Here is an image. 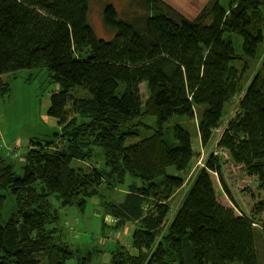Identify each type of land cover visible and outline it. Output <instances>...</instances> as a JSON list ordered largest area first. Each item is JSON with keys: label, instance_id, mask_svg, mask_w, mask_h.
<instances>
[{"label": "trees", "instance_id": "obj_1", "mask_svg": "<svg viewBox=\"0 0 264 264\" xmlns=\"http://www.w3.org/2000/svg\"><path fill=\"white\" fill-rule=\"evenodd\" d=\"M91 3L0 0V93L10 91L3 76L48 69L58 89L47 114L66 139L57 145L51 133L31 140L20 169L0 156V264H40L54 242L48 229L60 221L65 230L63 212L84 211L111 174L121 185L132 177L123 200L107 203L105 211L117 229L135 226L134 247L151 249L169 227L150 262L140 256L131 264H163L171 257L178 264H264V244L263 258L257 244L264 232L251 216L237 214L217 198L209 171L219 174L229 194L217 160L188 181L169 172H185L195 156L190 131L180 123L169 126L171 121L195 119L204 108L198 133L207 147L227 107L243 93L220 145L264 190V59L259 63L264 0H229L228 8L211 0L200 21L157 6L127 18L106 3L102 19L109 38L90 23ZM154 10L159 12L151 14ZM233 37L242 41L240 54ZM255 69L241 92L247 72ZM73 117L88 123L76 126ZM146 117L155 118V126L143 122ZM133 138L138 141L130 143ZM95 147L104 151L111 172L73 165L90 158ZM185 184L189 192L170 219L166 201ZM256 209L264 212V202ZM89 256L87 250L83 258Z\"/></svg>", "mask_w": 264, "mask_h": 264}, {"label": "rangeland", "instance_id": "obj_2", "mask_svg": "<svg viewBox=\"0 0 264 264\" xmlns=\"http://www.w3.org/2000/svg\"><path fill=\"white\" fill-rule=\"evenodd\" d=\"M228 1L221 0V3L228 8ZM210 2L211 0H92L89 18L98 35L109 38L110 33L104 26L102 19V12L106 3L114 4L118 11L127 18L134 17L136 14L144 15L148 13L150 7L155 8L157 6L165 13H174L193 21H200L205 16ZM150 12L156 14L159 10ZM262 18L264 25V9ZM233 40L237 53L240 54L242 41L237 37H233ZM263 59L264 46L260 52L259 63ZM255 72L256 69L247 72L241 92L247 87ZM1 80L4 84L10 83V91L5 95L0 93V156L11 158L15 169H20L24 166V158L27 157V151L31 148V140L52 133L51 136L54 135V139L58 137L57 145L65 143L66 139L62 135H58L61 129L57 120L48 117L47 114L51 96L58 89V86L51 81L46 68L22 70L5 75ZM141 87L143 92L147 93L146 84ZM227 108L223 124L233 120L239 113V99H234ZM203 111L204 108L197 110L195 119L174 118L169 124V126L176 123L182 124L192 136L193 148L196 152L193 163L185 172H177L174 168L169 171L171 174L184 176L187 181L196 178L204 170L206 161L213 152H219L216 143L212 141L207 147H202L200 143L198 125ZM77 119L78 117H73L69 120L71 123H76V126L88 123V120L85 119H80L77 122ZM143 122L155 126V118L153 117H146ZM136 141L138 139L135 138L129 140L130 143ZM90 155L92 156L85 162L76 161L73 162V165L86 172L93 168L103 172H111L110 168L106 169L105 154L102 149L95 147ZM221 164L222 176L229 190L228 195L221 186L220 176L210 172L219 202L224 206H231V201L239 212L245 211L255 217L257 229L261 232L264 231V212H259L256 209L258 200L264 197L263 191L259 190L257 183L246 173L235 169L228 162H221ZM107 176L105 175L103 178L98 196L88 201L84 211L71 208L63 212L65 230H62L60 221L55 222L48 229L47 232L52 235L54 242L51 249L42 255L44 259L40 261V264H125V261L131 264L132 258L140 256H144L146 262L156 251L158 245L162 243L161 241H165L169 227L160 232L151 249H138L133 244V230L135 229L133 224H128L120 229L115 227L116 221L111 215H107L105 205L107 203H119L123 200L132 177L128 175L124 185H121L115 180L113 174L106 178ZM188 192L189 186L185 184L169 201H166L171 209L170 219L180 209ZM10 206L11 201L3 207L4 216ZM102 216L105 218L104 224L102 223ZM260 243L261 241H259ZM79 247L85 251L79 253L80 251L76 250ZM87 250L92 252L93 258L92 256L83 258ZM259 250L263 258V245H259ZM127 257L129 258L127 259ZM163 264L178 263L175 262L174 257H171L165 260Z\"/></svg>", "mask_w": 264, "mask_h": 264}, {"label": "bare ground", "instance_id": "obj_3", "mask_svg": "<svg viewBox=\"0 0 264 264\" xmlns=\"http://www.w3.org/2000/svg\"><path fill=\"white\" fill-rule=\"evenodd\" d=\"M242 94L243 93H241L237 98L240 100V98H241V96H242ZM234 119H235V117H234ZM233 119V120H234ZM233 120H229V121H227L225 124H223V122L220 124V126L218 127V128H216L214 131H213V136H212V139H211V141L212 142H214V143H216V145H217V147H218V149H219V152H213L209 157H208V160L206 161V164H205V166H204V170L205 169H208L207 168V163H208V161L209 160H211V159H214V160H217L218 161V163H219V165H220V168H221V173H222V164H221V162H228V163H230V164H232L233 166H234V168L235 169H237V170H240L241 172H243V173H246V169H245V167L243 166V165H241V164H237L236 163V161L234 160V158L232 157V154H231V152L229 151V150H227V149H225L223 146H221L220 145V141L222 140V136L224 135V133H225V131H226V129H227V127H228V125H229V123L231 122V121H233ZM18 147V146H17ZM216 151H217V149H216ZM195 156H196V152H195ZM195 156H194V158H195ZM193 158V159H194ZM193 159H192V161H191V164L193 163ZM190 167V166H189ZM203 171V170H202ZM208 171H209V169H208ZM209 172H212V171H209ZM213 173H215V172H213ZM217 174V173H216ZM247 174V173H246ZM217 175H219V174H217ZM248 175V174H247ZM197 176V175H196ZM249 176V175H248ZM251 177V176H250ZM253 178V180L257 183V186H258V188H259V190H261V191H263V193H264V190L263 189H261L260 187H259V184H258V181H257V177H252ZM261 202H264V197L263 198H261V200H258V202H257V205H256V208H257V206L259 205V203H261ZM230 203H231V206H226V207H228V208H231V209H233L237 214H242V213H244L245 215H247V216H251L253 219H254V222H255V217H253L252 215H249V214H247L245 211H243V212H239L237 209H236V207L233 205V203L230 201ZM255 226H256V228H257V222H255ZM259 232H261V231H259ZM262 232H264V231H262ZM263 239H259L258 241H257V244L258 245H262V244H264V237H262ZM259 241H261V243L259 244Z\"/></svg>", "mask_w": 264, "mask_h": 264}]
</instances>
